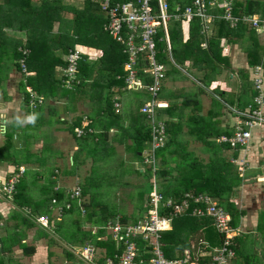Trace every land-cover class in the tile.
<instances>
[{
    "label": "trees",
    "instance_id": "1",
    "mask_svg": "<svg viewBox=\"0 0 264 264\" xmlns=\"http://www.w3.org/2000/svg\"><path fill=\"white\" fill-rule=\"evenodd\" d=\"M169 4V13L172 14L173 5L171 2ZM179 4L183 8L190 4V1L180 0ZM152 5L157 8V1L154 0ZM207 13L214 16L208 36L201 32V20L195 17L190 21L189 37L185 43L182 42L181 31L184 20L169 21L167 31L174 63H182V60L191 61L188 73L196 76L194 70L197 73L200 71L201 76L198 79L207 87L213 73L221 72L219 70L222 69L221 64L226 68L223 70L231 69L227 58L221 56L224 50L220 43L226 41L227 44L243 45L244 42H248L245 52L249 69L261 64L264 70L262 56L264 46L260 43L255 31L242 24L236 27L229 26L219 18L223 13L220 9L207 7ZM233 14L239 16L257 14L264 18V4L258 0H234ZM105 24L106 18L99 6L91 0H71V3H66L64 0H0V99L6 101L9 98L6 85L10 73L14 72L20 76L17 91L21 98V108L25 115L32 113L37 115L38 124L35 129L38 131L43 127H49L50 130L52 124L61 123L67 125L65 128L67 132L72 133L74 126L80 125L86 118L87 128L91 131L86 128L81 137L73 135L77 150L74 152L77 156L72 163L74 168L84 162L82 153L86 157L91 156L93 161L102 158L104 153H108L110 131L115 132L111 140L125 144L127 151L132 152L133 157L140 163L143 160L142 153L149 148L152 140L148 119L140 111L144 103L143 97L145 95L147 98L148 95L144 90L134 91L124 88L123 65L127 55L123 52V46L116 43L105 30ZM7 32H18L22 38L11 37ZM163 35L164 32L160 29L157 36V57L158 61L165 65L167 77L170 73H178V71L168 59ZM202 43H206L205 49L201 47ZM76 46L85 51H94L95 55H82L75 78L70 86L66 87L62 83L58 68L67 66L65 56ZM22 50H28V55L24 56ZM23 58L26 71L30 75H25L21 71L19 61ZM200 64L202 67L199 66ZM246 70H240L238 73L244 78L243 83L248 85L243 93L247 94L248 100L239 101L238 111H244L252 100V95L247 93L252 89L249 88L250 81ZM27 88L31 89L34 98H31ZM162 90L159 96H162ZM217 92L220 95L223 94L222 91ZM125 93L134 95L133 100L126 99L130 109L127 117L121 111L114 113L112 107L114 97ZM243 98L245 99L244 96ZM38 99L41 102H38ZM78 102L87 106L89 109L87 114L84 111L75 113ZM188 102L190 100L157 110L158 120L165 125V143L153 152L155 171L153 172L151 168L143 173L136 170V173L147 180L151 187L150 192L153 190L151 180L157 177L154 179L157 191L164 198L181 199L185 193L209 195L230 213L231 225L235 227L239 219L245 215V211L239 210L233 201L236 195L234 187L242 183V177L239 176L236 165L229 160L236 158L238 153L235 151L234 157L223 154L224 148L229 151L232 149L227 144L217 141L216 138H219L220 134L209 133L204 120L198 122V117L193 115V109L191 114L185 113L189 107ZM54 103L60 104L58 111L70 113V116L61 119L53 107ZM43 108H47L48 123L45 121ZM17 117H13L6 123L0 144V164L7 163L6 165L13 167L10 175L17 172L23 165L28 167L31 165V168H34L39 162L42 164L47 162L49 158L45 157V152H51L50 146L53 141L52 137L50 140L49 134H45L41 137L40 149L30 148L28 145L34 144L31 142L37 135L26 132L30 125L16 126ZM96 127H99L100 131H95ZM185 129L187 130L184 131ZM184 134H189L190 139H185ZM226 135L231 136L230 133ZM195 143H201V147L197 148L199 152L209 153L206 162L197 156V149L193 146ZM21 146H25V149H17ZM111 151L113 153V150ZM58 169L54 167L49 171L48 185L39 188V201L31 199L26 193L27 186L22 180L24 175L16 185V194L11 200V208L12 206L14 208L7 216L0 213V224L7 230L6 236L0 239L2 244L0 264H10L9 255L15 246L21 249L24 256H33L36 253L34 243L42 240L46 241L49 247L52 244L62 246L64 255L69 261L80 258L73 251L75 246L80 248L90 245L95 250V256L98 255V249H102L104 254L101 256L104 258L100 260L112 256L115 252L114 248L117 244L114 240H101L106 233V228L92 235L82 230L81 226L103 225L115 219H118L120 223H126L129 219L126 216L117 218L114 211L104 212L102 206L97 203L92 205L86 202L82 203L85 208L84 214L75 203H72L70 209L64 210L62 215L57 216L51 208V200L56 198L61 202L66 190V187H59L56 180L54 173H57ZM56 186L58 189L54 190ZM87 193V189L81 188L82 197H85ZM149 193L145 195L142 192L138 195L137 208L140 212L132 217V220L137 219L142 213V203L146 202ZM0 197L8 202L4 195ZM95 207L99 208V213H96ZM41 215L47 216V227L37 223L36 219ZM263 217L264 210H261L260 220ZM211 224L213 225L207 218L197 219L187 215L173 219L171 230L161 232L165 257L180 256L185 249L191 250L195 256L199 253H208L212 248L209 238H214L219 247L222 237L213 230ZM31 230H34L31 243H26ZM23 240L25 242H22ZM199 240L207 241V246L199 247L198 245L197 247L196 245L195 247L194 244ZM233 243L232 248L238 252L239 237L234 238ZM47 256L50 258L53 252L48 250ZM80 259L76 264H81ZM243 264H251L249 258H246Z\"/></svg>",
    "mask_w": 264,
    "mask_h": 264
},
{
    "label": "built area",
    "instance_id": "2",
    "mask_svg": "<svg viewBox=\"0 0 264 264\" xmlns=\"http://www.w3.org/2000/svg\"><path fill=\"white\" fill-rule=\"evenodd\" d=\"M99 6L100 11L106 18L105 30L110 37L118 44L123 46V52L127 55V60L123 65L125 72L124 84L126 90H144L148 97L141 106V113L145 114L149 128L151 130V143L142 156L148 169L154 172L155 161L153 152L155 149L164 145L165 125L158 120L157 110L164 104L159 100V95L166 79V67L157 60V40L159 30L162 29L165 35V42L168 53L170 45L167 37V22L171 19L191 21L197 17L203 24L213 21L214 16L207 13V7L217 8L223 11L219 16L231 27L239 24L246 25L253 29L257 34L264 35V19L256 16L234 15V0H192L191 4L184 9L177 7L170 14L166 0H156L157 8L152 4L154 0H91ZM206 28V25H204ZM27 56L29 51H21ZM85 50L76 46L69 50L65 56L67 66L58 68L61 71L62 83L69 87L75 78L78 63ZM172 61V60H171ZM21 71L25 75H30L26 71L24 58L19 61ZM253 84L256 95L251 100L246 110H235L238 119L234 125L231 136H220L217 141L227 144L233 151H246L252 139V130L264 128V77L261 65L252 68ZM123 90V89H122ZM31 98L34 95L31 89L27 88ZM119 97L113 99V111H121ZM38 102H41L38 99ZM88 121L84 118L80 125L74 126L75 137H81L87 128ZM88 131H91L87 128ZM235 164L246 165V162L231 158ZM240 170L242 169L239 166ZM145 171V170H144ZM143 171V172H144ZM23 174V168L4 179L1 185V194L9 201L16 194V185L19 183ZM153 190L149 193L145 203H143L144 214L141 218L132 222L120 223L111 221L106 223L105 228L111 232L113 240L116 242L115 252L112 256L104 260L97 259L95 250L90 245L81 247L78 255L82 261L88 264H230L235 258L233 239L238 236V228L231 225V215L217 200L207 194L185 193L181 199L173 197L164 198L156 188L155 180L151 181ZM55 187L54 190H57ZM81 189L74 186L65 190L63 202L56 198L51 200V208L57 216L63 214L64 210L71 208L75 203L82 214ZM143 213V212H142ZM185 215L198 218L209 219L216 231L221 235L222 240L218 248L212 249L208 253H199L195 256L188 250L182 255L174 258H166L161 242V232L171 229L173 219ZM37 223L43 227L48 226V218L41 215L36 219ZM2 224H0L1 226ZM106 229V230H107Z\"/></svg>",
    "mask_w": 264,
    "mask_h": 264
},
{
    "label": "rangeland",
    "instance_id": "3",
    "mask_svg": "<svg viewBox=\"0 0 264 264\" xmlns=\"http://www.w3.org/2000/svg\"><path fill=\"white\" fill-rule=\"evenodd\" d=\"M66 3H71V0H64ZM69 17V15H68ZM169 22H167L168 25ZM185 23L182 21V24ZM166 25V26H167ZM57 26L55 25L54 29L56 30ZM261 41V40H260ZM166 43V42H165ZM87 55H95L94 51H85ZM158 56V55H157ZM169 61L171 58L168 56ZM158 60V57H157ZM159 62V61H158ZM171 63V62H170ZM173 66L174 64L171 63ZM175 67V66H174ZM182 71H187L190 68L182 67ZM178 70V69H177ZM62 73L61 71H59ZM185 74V72H183ZM182 74V73H180ZM189 74V73H188ZM183 75V74H182ZM20 79L19 77H15V82L10 86V90H12L13 96L15 98H19L20 95L17 91V82ZM17 96H16V94ZM133 93H125L123 95H119V101L121 103L122 108V98H129L133 100ZM145 95L143 97V100L145 101ZM20 100H12L11 103L8 105L6 103H2L3 107L0 106V115H3L5 119L0 120V144L2 143V135L5 132L6 123L10 122L13 117L18 116L22 119H25L29 115H25L22 108H21V98ZM2 100V99H1ZM3 101V100H2ZM126 101V100H125ZM52 104V103H51ZM59 103H54L53 107L58 112L59 117L61 119H66L70 116V113L67 112H60L58 111L61 107L59 106ZM77 111L81 112L84 111L85 114H87V111L89 110L85 104H81V102H78L76 104ZM130 110L126 109L123 111L125 116L127 117L129 115ZM43 113L45 115V121L48 123V112L47 108H43ZM53 123V122H52ZM51 123V124H52ZM38 122L36 120L35 125L32 124H26L30 125L27 133L34 134L36 133L35 139H31L34 143L33 145H28L30 148L37 149L42 147V139L41 137L45 134L50 135L53 138V141L51 143V152H45V157L48 156L49 160L42 164V162H39L34 168H31V165L28 166H21L23 168V179L24 183L26 184V193L29 195L30 198H35L39 195V188L48 185L49 182V171L56 167L59 171L57 173H54L56 176V180L59 181L58 185L59 187H66V190L73 188L74 186H79L81 188L87 189V194L85 197H82L81 201L95 204L102 206V209L104 212L107 211H114L117 218H120L121 216H126L129 221L132 222L131 218L137 215L140 210L138 211V200L137 197L140 193H144L145 195L148 194L151 190V187L147 180H144L143 177L139 176L136 173V170H139L141 173L143 171H147L148 165H146L144 162L140 163L137 162V160L133 157L132 152H128L127 148L125 147V144H119L117 142L112 141V137L115 135V132L110 131L108 134V153H104L98 160L93 161L91 156H84V153L81 154V156L84 158V162L80 166H73L74 157L77 155L74 153L76 150V144L74 141V133L67 132L65 129L67 125L61 124V123H55L52 124L50 130L48 128H41V130L38 131V129H35ZM25 126V125H24ZM50 126V125H47ZM60 128V129H59ZM59 129V130H58ZM187 130V129H185ZM258 130H262V128H258ZM95 131H100L99 127H96ZM255 129L252 130V139L250 146H254L259 143V141L255 138L254 135ZM74 135V136H73ZM189 134H184L185 139H190ZM16 139V137L14 138ZM131 141V140H130ZM261 141V140H260ZM127 144L129 142H126ZM35 145V146H34ZM130 145V144H129ZM193 146L197 149L201 147V143H195ZM113 148V149H112ZM17 149H25V146L18 147ZM113 150V153L112 151ZM49 151V150H48ZM248 151V150H247ZM56 152V153H55ZM145 152V151H144ZM142 153L141 156H143L145 153ZM197 156L199 159L204 160L205 162L208 160L209 153H201L199 152V149H197ZM229 152L226 148H224L223 154H226ZM235 152V151H234ZM240 152V151H239ZM244 154L241 157V161L247 162L248 160L245 158L247 155ZM61 154V155H60ZM60 155V156H59ZM233 156V155H232ZM237 158V157H236ZM248 158V157H247ZM232 160V159H231ZM231 160H229L231 162ZM257 161V159L255 160ZM7 163L0 164V176L5 174L6 171V165ZM235 164V163H234ZM236 168L239 172V176L242 177V183L238 186L236 185L234 187V192H236L235 197H233V201L236 203V205L239 203V210L245 211V215H243L239 221L238 225L234 228H238L239 233V251H235V258L230 262V264H243V261L246 260V258H249L251 264H264V217L260 220V211L264 210V197L263 194L259 198H252L256 197L257 192L254 191V185L262 184L263 182H258L257 180H250L248 182L243 183V180L245 178L244 170L246 169L242 164H235ZM239 166L242 167L240 170ZM20 168V167H19ZM251 168V167H250ZM252 169V168H251ZM66 171V173H65ZM253 171V170H248ZM246 171V172H248ZM253 174V173H252ZM256 174V172H255ZM257 175V174H256ZM157 178V177H155ZM153 177V179H155ZM35 179V180H34ZM152 181V180H151ZM3 179L0 177V190L2 185ZM91 182V183H90ZM251 184H250V183ZM244 184V185H243ZM58 187V186H56ZM157 188V185H156ZM251 188L252 190L248 191V189ZM259 189V188H258ZM243 191V196H241V192ZM245 193H248L247 195ZM0 191V196H1ZM252 195V196H250ZM65 198V197H64ZM64 199L61 201L63 202ZM253 202L255 206H253ZM144 203V202H143ZM142 203V204H143ZM7 204H11V201L8 200ZM13 205V204H12ZM240 205H242L240 207ZM238 206V205H237ZM254 207H258L255 209H252ZM10 209L14 208V206L9 207ZM98 208V207H97ZM95 207L96 213H99V208L97 209ZM144 208V206L142 207ZM85 209V208H84ZM143 213L140 214V216L137 218H141ZM185 216V213H183ZM190 217H195L191 215H187ZM183 217V216H182ZM197 219H201L198 217H195ZM135 219V220H137ZM243 219V220H242ZM112 220L108 221L111 222ZM114 221H119L118 219H115ZM242 221V225H241ZM106 222V223H108ZM105 224H91L89 225H82L81 229L84 231H88L92 235H96V233L101 229H105ZM127 223V222H126ZM259 225V226H258ZM212 228L214 231H216L214 225H212ZM104 227V228H103ZM172 228V224H171ZM107 229V228H106ZM3 230H0V233L3 234ZM169 229L168 231H170ZM6 232V230H4ZM34 233V230L29 231V236L26 239V243H31L32 235ZM53 234V233H52ZM54 236V234H53ZM101 240H107L112 241V234L108 229L106 230L105 235L101 237ZM209 242L211 245V251L214 248H217L218 245L215 243L214 238H209ZM34 245L36 246V253L33 256H24L22 254L21 249L15 248L10 253V264H14L17 261V264H76L77 260L80 258H76L74 261H69L66 259L64 255V250L62 246H59L58 244H52L51 247L47 246L46 241H38L35 242ZM195 247L199 245V247L207 246V241H201L199 240L196 244H194ZM68 248V247H67ZM81 248V247H80ZM79 246H75L73 251L78 255V250L80 249ZM195 249V248H194ZM48 250H51L53 252V256L48 258L47 252ZM98 255L97 259H102L104 252L102 249H98ZM184 251V250H183ZM191 252V250H188ZM192 253V252H191ZM237 253V254H236ZM178 256V255H176ZM246 257L244 260L243 258ZM104 258V257H103ZM17 260V261H16ZM81 260V259H80ZM82 261V260H81ZM88 264L85 262H81V264Z\"/></svg>",
    "mask_w": 264,
    "mask_h": 264
},
{
    "label": "crops",
    "instance_id": "4",
    "mask_svg": "<svg viewBox=\"0 0 264 264\" xmlns=\"http://www.w3.org/2000/svg\"><path fill=\"white\" fill-rule=\"evenodd\" d=\"M183 1L186 2V0H183ZM188 1H190V4H191L192 0H188ZM218 1H224V0H218ZM258 1L264 4V0H258ZM166 2L168 6H170L169 4L170 2L172 3L173 5L172 9H174V11L177 7H179L180 9H184L185 7L190 5L188 4L184 6L183 8H181L179 4L180 0H166ZM247 16L260 17V15H257V14L247 15ZM260 18L264 19L263 17H260ZM183 22L185 23L181 24L182 25L181 26L182 42L185 43L189 37L190 21H183ZM200 23L202 25L201 32L208 36L209 29L212 28V25H211L212 22L203 24V22L200 21ZM204 25H206V28ZM166 32H167V37H168L167 28H166ZM7 34L11 37L22 38L21 34L18 32H7ZM256 35L259 41L261 40L260 43L264 46V35H260L257 33ZM163 37L165 41V35H163ZM168 42H169V37H168ZM223 42L220 43V46L224 50L221 56L227 58V60L229 61V65H230L229 68L231 69L223 70L226 68L223 64H221L220 66L222 69H219L217 67L221 72L218 74L213 73V75L211 76L208 82L209 84L207 87L206 85L204 86L198 79L201 76L200 71L199 73H197L196 70H194V75L196 76L188 74L187 71H182L183 70L182 67L190 68L189 66L191 65V61L182 60L183 61L182 63H174L171 53H168V56L172 60V61L170 60V62L174 64L176 69H178L177 70L178 73H172V74L170 73V76L167 75L163 83V90L161 93L162 96H159V100L164 104V106L161 109H165L169 105H172V104H180L182 101L190 100V102H188L189 107L187 108V111H185V113L191 114L192 113L191 109H193V113H194L193 115L198 117V122H201V120H204L207 123L206 129L209 130V133L212 132V134L213 133L220 134L219 137L226 135V133H230V135H232L233 130H234V125L236 123V120L238 119L234 111L238 109L237 105L239 104L240 100L241 102L248 100L247 99L248 97L246 96L247 94L246 95L243 94L245 93L244 89L245 88L247 89L248 85L243 83L244 78L238 73V71L240 70L244 71L247 69L246 71L248 72V80L250 81L249 88L252 89L251 92H249L248 90L247 93L250 96L252 95L251 96L252 98L254 97V95H256V92L254 90L253 75H252L253 67L249 69L248 64H247L248 59H247V55L245 52V49L248 46V42H244L243 45H238V44L232 45V44H227L226 41L224 43ZM169 45H170V42H169ZM201 47L205 49L206 43H202ZM262 56L264 57V50H263ZM258 65H261V64H258ZM199 66L202 67V64H200ZM210 66H213V65H210ZM183 72H185V74ZM180 73H182L183 75ZM15 77H19V75L14 72H11L9 75V79L7 80V85H6L7 97L9 98L6 101H2L0 99L1 105L2 103H6L9 105L11 103V98L13 102L16 99L20 100L19 99L20 97L15 98V96L11 94L12 90H10V86L15 82L14 81ZM263 77H264V70H263ZM217 91H222L223 94L220 95ZM243 96L245 97V99L243 98ZM126 99L127 98H122L121 112H123L126 109L130 110L127 105L128 103ZM145 101H146V98H145ZM1 107H3V105ZM244 110H246V108ZM254 135H256L254 136L255 138L254 141H256L257 139L259 143L254 146H249V148L247 149L248 151L246 150V152H249V153H247V155L245 156V158L248 161L246 162V165L244 166L246 169L244 170L245 173L243 174L245 178L246 176L247 178L243 180V183L248 182L250 180H257L258 182L264 181V128H262V130H258V128H255ZM237 153L238 155L236 159L238 161L241 159V157L244 154H246L245 151H240V152L237 151ZM233 154H234V151L230 150L227 153V156L232 157ZM256 159L257 161H255ZM6 168L7 169L5 171V174L0 176L3 180L7 179L10 176L11 174L10 171L13 167L6 166ZM248 170H253V171H248ZM255 172L257 175L255 174ZM253 187H254L253 188L254 191H256L258 195H256V197H253L252 195H250L252 196V198L254 199L259 198L262 196V194L264 197V182L260 184L259 187L258 185H254ZM250 190L252 189L249 188L248 191ZM242 194H243V191L241 192V196H243ZM245 194L247 195L248 193H245ZM31 199L39 201L40 193L37 197L31 198ZM237 205L239 207V203ZM241 206L242 205H240V207ZM253 206H255L254 202H253ZM9 207H11V204L8 205L7 202H5L4 199L0 197V213H2L4 216H7V214L11 210ZM255 208H258V207H254L252 209H255ZM241 225H242V221H241ZM1 229H4V228L2 227L0 228V230ZM4 230H3V234L0 233V239L6 236L7 230L6 232H4ZM22 242H25V241L23 240ZM16 247L19 248L18 246H15L12 248V250L15 249ZM1 249H2V244L0 241V250ZM183 252L180 255H182Z\"/></svg>",
    "mask_w": 264,
    "mask_h": 264
},
{
    "label": "clouds",
    "instance_id": "5",
    "mask_svg": "<svg viewBox=\"0 0 264 264\" xmlns=\"http://www.w3.org/2000/svg\"><path fill=\"white\" fill-rule=\"evenodd\" d=\"M3 119H5V117L3 115H0V120H3ZM36 120H37V115L32 114V115H29L28 117H26L25 119H21V118L17 117L15 120V124H16V126H19V127H23L26 124L35 125Z\"/></svg>",
    "mask_w": 264,
    "mask_h": 264
}]
</instances>
